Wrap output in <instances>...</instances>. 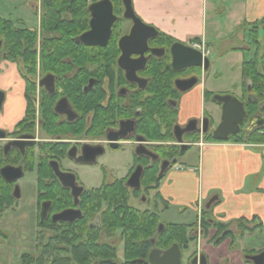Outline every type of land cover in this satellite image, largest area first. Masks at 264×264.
<instances>
[{
  "label": "flooded vegetation",
  "instance_id": "flooded-vegetation-1",
  "mask_svg": "<svg viewBox=\"0 0 264 264\" xmlns=\"http://www.w3.org/2000/svg\"><path fill=\"white\" fill-rule=\"evenodd\" d=\"M105 1L110 3L111 16L107 8L91 10V6ZM35 2L33 12L38 17V26L37 30H32L37 34L34 65L23 57L16 62L10 61L0 49V66L5 64L7 69L9 66L16 69V74L0 71V93L3 94L0 116L3 123L12 125L11 128L0 126L3 134L0 171L13 168L19 169L15 174H22L21 178L11 181H5L1 175L0 178L12 198L7 210L21 208L24 204L34 208L36 239H56L83 223L89 230L99 233L102 241L115 246L114 236L106 239L101 230L104 192L122 183L129 193L127 204L130 207H133L129 204L132 199L149 203L146 196L153 191H146L142 180L150 168L156 166L158 176H163L199 143L218 141L215 132L221 123L222 99L235 98L242 105L244 115L237 133L229 135L227 141L218 142L243 138L251 143H264V85L253 92L251 81L242 77V64L239 88L234 92L216 93L205 88L211 69L210 51L203 54L195 43L168 40L156 29L158 35L143 42L147 33L140 31L124 54L120 42L130 36L135 23L125 17L123 0H85L83 25L73 37L79 53L45 56L43 51L52 43L53 34L43 29V0ZM134 15L145 24L135 12ZM109 20L111 24L107 29ZM14 25L25 28L20 20ZM90 32L88 44L81 42L80 37ZM174 45L200 51L208 64L192 65L182 56L186 50ZM255 46L259 48L260 45ZM243 51L250 52V49L243 48ZM255 55L257 57V51ZM263 57L258 69L262 84ZM14 81L20 99L12 106L13 90L6 87ZM190 83L192 87L182 92L181 88ZM201 85V114L180 121L187 96L192 95L195 109L193 96ZM9 109L16 117L21 114L15 122L7 114ZM217 112L218 122L215 120ZM109 156H130L124 178L111 177L108 181L112 170L100 162ZM164 162L170 165L161 173ZM91 168H97L102 174V182L95 188H87L84 183L85 170ZM137 169L141 172L140 186L134 188L128 181ZM27 174L32 175L34 193L25 198L22 182ZM135 192L139 193L137 198ZM64 211H71V216L78 217L72 222L53 220ZM117 234L120 230L115 232Z\"/></svg>",
  "mask_w": 264,
  "mask_h": 264
},
{
  "label": "crops",
  "instance_id": "crops-1",
  "mask_svg": "<svg viewBox=\"0 0 264 264\" xmlns=\"http://www.w3.org/2000/svg\"><path fill=\"white\" fill-rule=\"evenodd\" d=\"M27 3L28 8L30 6L29 10H33L34 0L31 3L27 0ZM131 3L135 14L166 38L182 43L200 44L210 52L215 45L221 48L223 43L221 55L224 56L228 55L229 51L242 53L241 50L234 51L241 48H230L228 44L230 40L224 41L226 36L232 35L235 29L240 33V28L259 23L264 19V0H131ZM0 18L13 22L10 18L5 19L7 15L3 16L2 13ZM2 70L16 74L13 66L7 69V66L3 64L0 66V71ZM14 84L16 81L6 87H12L13 90L10 95L12 106L20 99V92ZM201 93L202 85L193 96L196 101L195 109L191 103L192 95L187 96V100L185 99L182 105L180 121L201 114ZM12 111L9 109L7 114H10L15 122L21 114L16 117ZM5 124L7 123H3L0 116L1 127H12L10 123L6 126ZM195 149L196 167L182 164L175 169L167 170L158 190L151 192V204L154 208L151 211L158 212L159 204L163 212H169L175 206L180 208L178 212L180 217L189 220V217L184 216L189 209L192 213L190 221L161 222V225L189 226L188 235L191 240L188 244L195 248L193 256H205L206 264H211L212 261L217 262L216 259L219 257L212 252L209 255L201 254L203 243L212 247V250L227 243V255L235 254L243 260H245L244 254L264 250V248H254L250 245L245 247L244 244L247 238L264 235V147L212 142L199 143ZM211 199L215 201L209 209H206ZM204 211L207 212L206 215H203ZM203 219L209 221L204 233ZM241 220L249 223L242 235L238 225ZM218 225L228 226L231 234L228 239L215 246L213 243L218 235ZM239 245L241 255H238ZM225 254L219 255L222 257Z\"/></svg>",
  "mask_w": 264,
  "mask_h": 264
},
{
  "label": "trees",
  "instance_id": "trees-1",
  "mask_svg": "<svg viewBox=\"0 0 264 264\" xmlns=\"http://www.w3.org/2000/svg\"><path fill=\"white\" fill-rule=\"evenodd\" d=\"M43 2V29L53 34L52 43L46 46L43 51L44 55L75 56L79 52L73 37L79 33L83 25L85 0H43ZM247 27H252L249 36L257 44L256 29L264 28V19L259 23L247 25ZM36 43L35 31L17 28L11 20L0 18V49L10 61L16 62L23 57L30 65H34ZM239 50L243 49L234 51ZM255 56L250 61L242 63V77L251 81L253 92L258 91L264 85L257 69L259 61ZM228 142L264 145L263 142L251 143L243 138H232ZM162 157L172 159L175 156ZM163 178L164 175L158 176V168L153 166L144 175L142 184L146 191L156 192ZM138 196L139 193L135 192L134 197ZM128 197L129 193L123 184L117 183L113 189L104 192L102 201L101 230L103 237L112 238L115 232L120 230L119 237L123 243L121 262L117 260L115 246L102 241L99 233L89 230L82 223L61 233L62 235L57 236L56 239H46L42 243L40 241L37 252L24 254L19 264H134V261H145L153 247L160 251L168 250L173 244H177L180 250L187 247L191 240L188 235L189 226L165 224L162 231L158 232V226L161 223L158 214L151 210L130 207L127 204ZM11 199L8 187L0 178V214L10 207ZM206 214L207 212L204 211L203 215ZM208 224L209 221L202 220L203 233ZM248 224L245 220L238 223L241 235L246 231ZM228 230V226H217L218 235L213 243L215 246L229 238L231 233ZM1 235H3L2 232H0ZM152 240H154V246L151 245ZM252 253L258 252L252 251L248 254ZM245 263L250 264L249 261Z\"/></svg>",
  "mask_w": 264,
  "mask_h": 264
},
{
  "label": "rangeland",
  "instance_id": "rangeland-1",
  "mask_svg": "<svg viewBox=\"0 0 264 264\" xmlns=\"http://www.w3.org/2000/svg\"><path fill=\"white\" fill-rule=\"evenodd\" d=\"M26 1L27 0H0V13H2L3 16L7 15L5 19L10 18L13 22L21 19L20 21H23L25 28L37 30L38 17L33 10H29L30 6L28 8V3L26 4ZM31 2H33V0H30V3ZM240 29V33L235 29L232 35H225L227 38H225L224 41L227 42V40H230L228 43L230 48H242L241 46H246L247 49H250V52L242 50V53H235L229 51V54H225L226 56H224L221 55L223 43L221 48L215 45L209 56L211 69L209 70L207 81L205 82V88L207 90L217 91L216 93L234 92L240 86L242 62L250 61L254 57V52L256 51L258 61L264 56V28L258 27L256 29V40L258 45H260L259 48L255 46V43L249 36V31L251 35L252 27H243ZM257 69H259V67ZM215 120L216 122L219 121L218 112L215 115ZM129 162L130 156H109L101 160L100 163L105 164L112 170V176L108 177L109 181L111 177L113 179L124 178L127 174ZM182 164H190L192 167H196L197 152L195 148L190 149L187 155L181 157L177 164L171 166L169 170L175 169L178 165ZM85 172L86 177L84 178V183L87 188H95L101 184L102 174L97 168H91L85 170ZM31 178L32 175L27 174L22 182L23 197L25 198L32 197L34 193V186L32 185ZM25 184H27L26 187ZM146 198L149 203H146V200L142 202L141 200L132 199L129 204L139 210H153L154 208L151 204L152 193L147 194ZM161 207L162 206L159 204L160 209L156 212L161 222L180 223L186 219L185 217H180L178 214L180 208L178 207H172L169 212H163ZM34 213V208L24 204L21 208L14 207L12 211L6 210L0 215V232L3 233V235L0 236V264H19L24 254H35L38 250L40 241L41 243L46 241V239H36L38 229L36 228ZM191 214L189 209L184 213V216L189 217V220L185 221H190L192 218ZM43 232L48 233L46 230H43ZM114 240L116 257L117 260L121 262L123 260V243L118 234L114 236ZM242 244L243 242L241 245ZM244 244L246 245L245 247H249L250 245L254 248H264V235L247 238ZM227 246L228 244L225 243L223 246L212 250V247L203 243L201 246V254L205 253L209 255L212 252L213 255L219 257L216 259L217 262L212 261L211 264H245V261L236 257L235 254L234 256H228L226 250ZM239 248L240 251L238 255H241L240 245ZM194 250L195 248L191 244H188L186 248L181 250V264H191ZM222 253H226L225 256L221 257V255H219Z\"/></svg>",
  "mask_w": 264,
  "mask_h": 264
},
{
  "label": "water",
  "instance_id": "water-1",
  "mask_svg": "<svg viewBox=\"0 0 264 264\" xmlns=\"http://www.w3.org/2000/svg\"><path fill=\"white\" fill-rule=\"evenodd\" d=\"M123 5L125 7V17L133 19L135 23V27L132 30L130 36L122 39L120 42V46L125 54L126 52H128L129 44H131L132 41L138 38V32L140 33V31L142 32L144 31L147 33V35L143 37V42L146 41L147 38L156 37L158 35V32L153 27L146 26L137 17H135L131 0H123ZM100 7L107 8L111 16V12H110L111 6L108 1L91 6V10H95ZM110 24H111V20H109V22L107 23V29L109 28ZM91 34L92 33L90 32L86 35L81 36L80 41L85 44H88L87 41L90 39ZM174 46H179L182 47L184 50H186L185 53L182 54V56L189 59L192 65L202 66V64H204L206 66L208 64L207 58H203L202 53L200 51L191 50L190 48H186L181 45H174ZM152 52L155 53V51ZM174 56L176 57V54H174ZM191 87H192L191 83L187 84L186 86L181 88V91L182 92L187 91ZM2 99H3V94L0 93V105ZM221 102L224 103L222 106V117H221V123L215 132V138L218 141H227L229 135H234L237 133L238 125L243 118L244 112L242 105L235 98L227 97L225 99H222ZM2 137L3 134L0 133V138ZM178 141L180 140L178 139ZM152 159L155 160L156 159L155 156H152ZM169 165L170 163L164 162L161 166V173H164L165 170L169 167ZM16 170L19 169L3 168L0 171V175L3 177L5 181H11L14 179L21 178L22 174H15ZM140 177H141L140 169H137L129 179L128 185L134 188H139ZM214 201L215 199H211L206 205V209H209ZM71 215H72L71 211H64L63 213L53 217V220L62 221V222H72L75 218L78 217V216L73 217ZM162 228L163 226L160 225L158 228V232L162 231ZM151 245L154 246V240H152ZM245 260L250 261L252 264H264V251L254 256H247L245 257ZM133 263L134 264H181V251L177 244H173L166 251H159L158 249L153 247L148 254L147 261H134ZM191 264H206V258L203 255L196 256L191 261Z\"/></svg>",
  "mask_w": 264,
  "mask_h": 264
},
{
  "label": "built area",
  "instance_id": "built-area-1",
  "mask_svg": "<svg viewBox=\"0 0 264 264\" xmlns=\"http://www.w3.org/2000/svg\"><path fill=\"white\" fill-rule=\"evenodd\" d=\"M196 48L200 50L203 54H206V51L204 50L203 46L196 44Z\"/></svg>",
  "mask_w": 264,
  "mask_h": 264
}]
</instances>
